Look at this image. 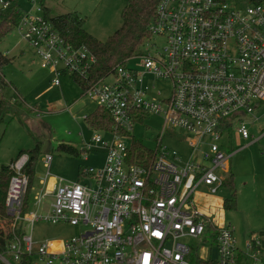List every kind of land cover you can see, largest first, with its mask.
<instances>
[{
	"label": "built area",
	"instance_id": "2783aa9c",
	"mask_svg": "<svg viewBox=\"0 0 264 264\" xmlns=\"http://www.w3.org/2000/svg\"><path fill=\"white\" fill-rule=\"evenodd\" d=\"M15 1L0 0V8ZM33 4L20 5L15 29L22 40L54 74L56 85L62 75L84 81L83 96L107 109L120 132H96L94 143L82 146L85 160L93 147L105 151L102 166L80 168L85 182L51 176L53 157L44 155L47 170L34 204L52 196L47 214L30 210V202L26 207L28 155L11 164L8 217L0 218V264H192L191 257L239 264L240 252L250 264H264L252 240L246 242L250 252L242 251L234 227L217 226L212 218L213 208L226 201L212 197L224 186L219 170H229L231 154L224 147L231 131L248 139V125L264 120V0H160L150 32L163 39L162 51L136 56L141 70L124 64L96 80L90 49L71 44L46 19L44 6ZM109 77L113 82H106ZM161 81L170 82L168 95L155 91ZM146 114L162 115L164 125L155 150L143 149L139 157L124 139ZM169 126L188 134L186 153L163 143ZM41 220L82 231L39 243L27 228L32 231ZM210 224L217 230L215 259L200 255L207 233L214 237Z\"/></svg>",
	"mask_w": 264,
	"mask_h": 264
},
{
	"label": "rangeland",
	"instance_id": "374dc122",
	"mask_svg": "<svg viewBox=\"0 0 264 264\" xmlns=\"http://www.w3.org/2000/svg\"><path fill=\"white\" fill-rule=\"evenodd\" d=\"M127 1L18 0L26 9L34 6L33 2L42 4L51 16L75 11L85 19V30L100 41H106L121 26V14ZM163 43L162 38L154 36L145 44L143 52L147 49L153 54L162 51ZM0 52L10 58V61L1 67V76L5 78L7 85L0 90V96L8 100L10 108L0 120V168L9 165L20 150L29 151L37 148L33 178L35 188L30 195V210L47 214L52 209V196L47 195L39 205L34 204V194L42 187L40 180L47 170L43 163L46 153L53 157L51 176L70 181L85 182L87 178L80 176V168L85 166L98 168L104 163L105 151L99 147H93L88 153L87 160L83 156L69 155L59 148L62 142L75 148L87 142L94 143L93 139L97 133L88 127L85 117L99 105L83 96V90L70 75H63L61 85H56L54 74L42 65L41 60L29 44L22 40L16 29L6 34L0 41ZM141 65L139 57L132 58L126 63L127 67L134 70H141ZM106 82L111 83L113 79L109 77ZM170 86L169 81H161L155 91L168 95ZM17 93L21 97H18ZM163 125L162 115L146 114L138 119L124 141L129 147L136 144L133 148L139 146L146 150H155ZM171 129L169 126L163 143L186 153L185 138L188 134L181 129ZM248 130L250 132L248 139H244L234 130L231 131V139L224 147L225 152L231 154L229 170L228 172L219 170L226 178L232 174L236 206L215 207L212 211V218L217 226L234 227L237 245L244 252L248 251L246 242L254 239L260 241V246L264 250V236L261 234L264 231V135H262L264 120L249 124ZM174 136L182 140H176ZM175 140L178 142L175 143ZM232 192L224 185L210 197L227 200L232 198ZM81 231V227L66 222L50 223L44 220L36 222L32 231L27 228V233L31 232L33 239L39 243L46 240H66ZM210 232L207 233V242L201 243L200 255L205 257L213 255L212 259H215L217 239L210 237ZM185 241L189 244L195 242L189 239ZM52 245L56 246L55 242ZM190 261L194 264L192 257Z\"/></svg>",
	"mask_w": 264,
	"mask_h": 264
},
{
	"label": "trees",
	"instance_id": "16d2710c",
	"mask_svg": "<svg viewBox=\"0 0 264 264\" xmlns=\"http://www.w3.org/2000/svg\"><path fill=\"white\" fill-rule=\"evenodd\" d=\"M160 0H128L125 5L121 17V26L111 34L106 41H100L84 28L85 19L79 15V13L72 11L61 15L51 16L49 15L47 8L44 7V14L59 32L75 47L85 45L95 56V62L90 70L91 78L93 80L114 73L118 66L124 65L132 58L143 53V47L146 42L151 38L150 26L154 22L156 17V8ZM22 16V10L18 1L13 2L6 8H0V41L6 34L15 29L16 25L20 21ZM10 58L0 52V90L2 91L6 87L7 82L3 76H1V67L8 63ZM75 82L81 87L82 90L87 84L79 79V77H72ZM18 97H21L17 93ZM10 108L9 102L4 97L0 96V120L5 112ZM142 118L144 115L141 116ZM85 121L88 127L96 132L99 131H116L115 123L113 121L110 112L102 107H96L91 113L86 115ZM136 145V144H135ZM134 145V146H135ZM59 148L69 155L82 156V151L75 148L68 143H60ZM139 151L137 154L139 157L142 155L143 148L139 146L134 148ZM38 149H32L29 151L20 150L15 159H12L9 165H3L0 168V218H7V212L5 208L6 192L11 176L14 174L11 164L19 159L22 155H28V161L24 167V172L29 177V189L27 194L26 207L30 202L31 187L34 185V171L37 160ZM224 185H227L233 192L232 198L225 201L224 207L234 208L235 204V188L233 186L232 174L225 177ZM209 228H213V236L217 234V230L213 225H209ZM208 228V229H209ZM264 236V231L261 232ZM259 238H261L259 236ZM254 249H260L259 244L252 240ZM262 252V251H261ZM194 264H217L214 260L195 259ZM239 264H250L249 258L243 253L238 254Z\"/></svg>",
	"mask_w": 264,
	"mask_h": 264
},
{
	"label": "crops",
	"instance_id": "0c3cea01",
	"mask_svg": "<svg viewBox=\"0 0 264 264\" xmlns=\"http://www.w3.org/2000/svg\"><path fill=\"white\" fill-rule=\"evenodd\" d=\"M45 67V66H44ZM50 71V70H49ZM51 72V71H50ZM63 76V75H62ZM61 76V77H62ZM71 78H72V76H71ZM61 79V78H60ZM73 79V78H72ZM73 81L75 82V80L73 79ZM59 85H61V82H60V84ZM80 147V148H79ZM78 150H81V148H82V145L81 146H78V147H76ZM51 181H53V179L51 180ZM258 244H259V247H260V249H261V251H262V254L264 255V250L261 248V246H260V241L258 242Z\"/></svg>",
	"mask_w": 264,
	"mask_h": 264
}]
</instances>
